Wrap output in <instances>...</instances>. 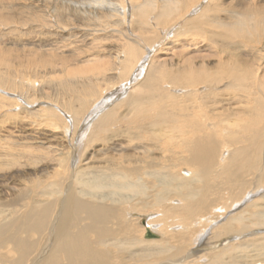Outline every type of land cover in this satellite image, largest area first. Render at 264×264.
Masks as SVG:
<instances>
[{
  "label": "rangeland",
  "instance_id": "1",
  "mask_svg": "<svg viewBox=\"0 0 264 264\" xmlns=\"http://www.w3.org/2000/svg\"><path fill=\"white\" fill-rule=\"evenodd\" d=\"M108 1L0 0V223L18 218L29 203L39 200L45 206L54 205L49 213L52 219L57 211V200L53 198L59 199L67 185L75 189L74 185L79 184V196H85L81 198L97 201V192L105 193L108 204L131 210L128 215L133 220L127 227L136 238H141L146 224L160 223L166 231L163 233L169 235L168 247L183 245L184 250L181 248L174 259L192 254L183 264L211 263L215 249L204 248L225 238L228 243L247 240L251 244L225 251L224 264H245L264 258V249L257 248L256 242L252 245L261 235L250 234L264 233V227L251 226L243 233L245 236L213 237L228 217L263 195L264 187L258 195L255 191L250 193L254 186L250 184L249 193L241 201L243 206L239 203L218 214L214 205L227 193L222 190L225 179L215 178L222 165L213 168L215 175L208 180L211 190L203 186V179L195 181L199 185L196 188L193 182L186 183L183 175L186 171L194 172L193 168L179 162L174 165L172 159L182 154L165 144L175 141L169 137L171 134L178 135L168 132L169 126L186 124V128H192L188 115H196L192 118L195 123L202 118L205 125H210L208 130L212 126L211 133L215 127L212 134H219L214 138L224 146L218 144L219 156L222 150H232L233 147L225 149L224 138L232 136L230 131L245 126L243 121L249 115L256 116H251L255 127L264 131V0ZM117 4L125 8V14L115 11ZM236 13L247 18L244 28L234 24ZM131 47L135 54H129ZM139 64L142 67L135 72L139 77L134 78L132 71ZM148 78L155 82H148ZM130 80L135 85L127 88ZM126 88L130 95L124 98ZM111 92H116L108 100L112 104L102 108L110 110L109 121L100 129L89 127L97 117L96 113L87 114L94 108L100 112L97 103ZM145 115H155L163 123L164 135L156 144L138 138L148 135L142 122ZM141 144L147 146L148 153L134 148ZM134 167L150 174L155 170L160 173L138 180L119 179L117 172H129ZM88 171L83 178L82 173ZM254 176L245 174L247 180ZM82 178L86 184L83 180L78 183ZM92 180H97L102 188H96ZM87 181L92 184L87 185ZM169 182L173 186L167 192L169 201L160 199L157 203L164 196L159 195L158 189ZM126 183H130L129 187H125ZM180 183L183 187L191 185L198 200L201 195L211 202L205 210L207 214L188 221L201 219L200 226L192 223L190 229H182V221L173 216L176 221L166 223L168 215L164 217L163 210L170 203L181 209L180 196L172 193H176ZM217 193L224 196L217 200ZM10 213L13 214L9 217ZM215 214L220 217L216 219ZM211 219L218 224L214 229ZM110 223L111 229L117 228ZM165 223L170 227L165 228ZM200 234L203 246L196 244ZM41 236L34 234L32 239L36 242ZM90 237L93 239L95 234ZM49 244L47 239L45 246ZM130 247V251L137 248ZM230 254L235 259L231 256L230 260Z\"/></svg>",
  "mask_w": 264,
  "mask_h": 264
},
{
  "label": "bare ground",
  "instance_id": "2",
  "mask_svg": "<svg viewBox=\"0 0 264 264\" xmlns=\"http://www.w3.org/2000/svg\"><path fill=\"white\" fill-rule=\"evenodd\" d=\"M101 2L105 3V2H110V1L101 0ZM118 4L117 6H115V11L122 12L123 14H125V8L120 6L121 4L120 5ZM201 6L202 4L199 7L198 5H196V7L198 8H200ZM140 8L142 7L140 6ZM234 17L236 18V21L234 22V24L237 25V27L244 28L245 25L247 24V18L242 13H236ZM194 33H196V31ZM134 50L135 49L131 47V49H129V54L130 55L135 54ZM135 65H134V68H135ZM141 67H142L141 64H139L138 67L136 66V69L133 70L132 68L133 71L132 70L131 71L133 73L132 76H134V78L139 77V75L135 74V72L139 70ZM144 68L146 67L144 66ZM151 80L152 78L149 79V81L146 79V81L148 82H150ZM153 81L155 82V80ZM154 82H150V83H154ZM126 85H127L126 86L127 88L132 87V85H135L134 80H130V82ZM127 88L123 92L124 98H127L130 95V92L129 93L127 92ZM115 93H112V92L108 93L107 96H105V98L102 101H99L97 103L96 108H98V110L100 109V112H97V110L94 108L95 110L94 109L91 110L92 113L90 112L87 114V115H91L93 113L94 114L96 113L95 117H97V119H95L94 121L92 120L90 124L88 123L89 127L97 126L100 129L102 124L109 121L110 119L109 115H111L109 112L110 110L106 111L105 109L107 108L106 106H108L107 103L112 104L111 103L112 101L109 102L108 100L112 99ZM126 93H127V96L125 97ZM129 101L131 102V100ZM103 107H105V109H102ZM188 116L189 117L187 118H189L188 121L191 120L190 125L192 128L190 129H188L189 127L186 128L187 127L186 124L184 125L182 124V126H176V127H172V125L169 126L167 131L168 132L170 131L171 133L177 132L178 135L175 133L176 135L174 134L172 136L171 134L169 137H172L171 139H175V141H168L165 143L167 144V146H169V148L173 152L174 150H180L177 153L182 154L180 155L179 158L172 159L174 165L176 162H179V163L187 165L188 167L193 168L192 171L194 170V172H191V171L184 172L183 174L185 176V177L183 176L184 181H187L186 183L193 182L197 188L199 185L197 186L196 185L197 182L195 183V181H199L203 179L204 181L203 186L206 185V187L211 190V185L210 183H208L209 182L208 180L213 178L212 177L214 174L213 168L217 165L219 166L222 165L220 168H217L219 172H217L216 175L215 174L214 175H215V178L222 176L225 179L223 180V183H222L223 185L222 190H225V191L227 190L226 191L227 193H226V197H224L225 199L224 198L221 199L220 202L214 205V211H216L217 213L218 212L225 213L228 210L227 208L230 209L233 207H237L239 203L241 204V201L245 199L246 195L249 193L248 188L250 187V184L252 185L254 184V186L252 187L253 190L250 193L255 191L258 195H260L259 191L260 189L264 187V131H261L258 127H255L256 126L254 124L255 120H253L252 118L254 116L249 115L248 116L249 118L247 117L248 119H244L246 120V121H243V125L245 124V126L240 127L241 132L240 130L239 131L237 130L236 132L230 131L232 136H229V138L227 137L224 138L225 139L224 144L227 145L225 146V149L226 147L228 149L229 147L230 148L233 147V148L232 150L229 149L230 151L227 149L222 150L223 152L220 153L221 154L220 156L217 155V149L220 144L218 143V140L215 139L217 138V136H219V134L217 136H214L212 134L215 127L213 128L212 133H211L210 129L212 126L208 130L207 125L208 126L210 125L209 124L205 125V123L203 122L204 120H202V118L199 119L198 123H195L193 122L192 118L196 117V115H188ZM142 118H143L142 122L145 123V124L143 123L142 124L146 126V129L145 128L144 129L145 131L147 130L148 135H143L138 138L140 139L142 138V140H146L147 142L149 141L154 142L156 144V142L159 141V138H161L160 135L162 136L164 135L165 129L162 128L163 127L162 121L160 120V118L155 117V115H145ZM206 119H208V117H206ZM161 131L163 132V134L161 133ZM152 135H154L155 138H152ZM261 135L263 136V141H261L262 140ZM220 137H223V136L221 135ZM221 145L222 147H224L223 144ZM134 148L135 149L142 148L144 153H148V148L146 145L141 144L140 147L135 146ZM220 149H223V148H220ZM80 170L82 171V169H79V171ZM84 173H82L83 175L80 174L79 172L77 174L82 175L84 176L83 178H85L87 174H89V171L84 172ZM159 173H160L159 170H155L153 171V173H151L152 174L151 175L149 171L141 170L138 167L129 169V172H117V174H120L121 176L119 179H121L122 177L124 178L125 177L126 178L135 177L136 180L143 179L144 176L156 177V175ZM246 173L253 174V176L255 174L256 175L253 177V179L252 178L250 179V177H248L250 180H247L245 177ZM73 176H75V174H73ZM83 178L78 179L77 180L78 183L80 180H83ZM87 178H89V176ZM90 181H87L88 182L87 185H89ZM85 182L86 181H84V183ZM92 183H94V181ZM94 184H96L94 185L96 186V188H100V187L102 188L100 183H99L100 186L97 184V180H96V183ZM126 184L128 185H126L125 187H129L130 183H126ZM166 184L167 185H164V186L161 185L162 187L158 189L159 195H164V196H161L159 199H157L156 201L157 203L160 201V199L162 200L167 199L166 196H168V193L171 192L170 191L171 187L173 188V186L171 185L172 183L170 184L169 182ZM181 184L182 183L178 184L176 188V193L174 191L172 192L173 194L178 195V197L180 196L181 207L180 206L178 207H180L181 209L178 210L177 206L172 205L170 203L169 205L171 207L168 206L165 210H163V213H165L163 216L165 217V215L166 216L168 215V217H170V218L166 217L167 218L166 223L170 222V220L173 221L174 219H176V220H179L180 222L182 221L181 223V227H183L182 229H190L192 223H193L192 226L193 225L200 226L199 222H201L200 221L201 219H196L194 220V222L191 220L189 223L188 221L194 216L196 217L197 215H199L200 217V215L207 214L205 213L206 212L205 210L208 208L207 206H209V203L211 202L207 199V197H203L201 195L198 200L194 196V189H191V185L183 187L181 186ZM83 186L85 187V185ZM74 187L77 190L76 185H74ZM213 188L214 187H212V193L214 191ZM75 189L72 187V185H67L61 191L62 196L60 195L59 199L53 198L54 200L55 199L57 200L55 203V206H57V209H56L57 211L56 210H55L56 212L54 211L55 214L54 216H52L53 217L52 219H50L51 217L49 218V215H50L49 213L51 212V209H52L51 206H54V205L47 204V206H45L43 201L39 200V202H35L33 204L29 203L25 207L27 208L25 209V211L23 210L24 209L23 208L22 210L24 211V213L21 212L22 213L21 214L18 212L19 215L21 214L18 218H12L8 220L6 219L7 221L0 223V264H183V262H186V259L192 255V254H186L182 257L180 256V258L178 259H174L176 254L181 252V248H182L181 246L183 245H179L180 247L179 246L178 247L177 246L168 247L167 243L169 239H167V237L169 235H167L166 237V234L163 233L166 231H164V229L161 227L162 225H160V223L158 222L156 223L150 222L146 224L142 228L141 235L139 234L141 238L134 237L133 235L129 233L131 232L130 227L129 226L127 227V225H129L128 222L133 220L129 218V215H128V213L131 210L128 211V209H120L117 206L113 205V203L108 204L109 202H105L107 200L105 193L97 192L99 194L97 195L95 194L97 197L94 195L95 196L94 200H97V199L98 200L93 201V199H90L92 201H89V200L83 199L85 197L83 196V194H81L83 198L80 197L81 195L79 196L80 189L77 191ZM89 191L91 190L89 189ZM246 191L247 193L245 194ZM218 194L219 193L216 194L217 200L220 199L219 198L220 195H223V194H219V195ZM54 195L57 196V194H54ZM37 199H40V198H37ZM48 201H46V203L50 202ZM206 201H207V204H206ZM175 207L180 213V215L177 212V210L176 211L174 210ZM175 212H177V215L175 214ZM13 213H10V215L8 214L9 217ZM16 213L14 214L16 215ZM218 214H215L217 216L216 219L220 217V215ZM172 216L174 219L172 218ZM214 219H211V224L213 225L212 226L213 229L218 225V224L212 223L214 222ZM176 220H174V222ZM112 221H115V224L117 225L116 229H111L108 226V223ZM166 223L163 226H165V228H169L170 225ZM251 226L258 227V228L264 227V193L263 195L261 194L258 199L252 201L250 204H244V206L241 207L239 211L235 212L233 215L228 217L227 221L224 224L222 223V225L216 229L217 233L214 232L215 234H213V237L214 238H219L221 236L228 237L229 235H232V234L242 235ZM258 232L257 233L250 232V234H254L256 235V237L257 235H261L258 238H256L254 242H252V245H254L255 242L258 243L256 244V246H258L257 248L261 250V249H264V233H258ZM91 233L95 234V237L93 239H91L92 237H90ZM34 234H37V236L42 235L41 240L36 239V242H34L33 241L34 239H32ZM201 235L203 234L199 235V237L197 238V242H196V244H198L199 246H203V243H204V238ZM173 238L174 237L172 236V239ZM47 239L50 240V244L45 246ZM173 241L174 240H172V242ZM246 241L247 240L241 241V242L237 241L235 243L234 242L228 243V239L225 238L221 240L220 242H216V243L213 242V243L207 244V246L204 249H207V250L215 249L213 250V252L215 251L213 254V258L215 260H212V262L209 264H224V259H225L224 255L226 254V252H230L232 250L238 249L239 247H242L243 245L248 246L249 244H251ZM221 244H223V246H220ZM173 245H176V244L173 243ZM126 246H128V248ZM130 246H132V248L136 246L137 248L130 251L131 249ZM247 249H249V247ZM259 249H256V250H259ZM2 250H5V251H2ZM231 256L233 257V255L231 254H230V257L228 256L230 260H232ZM222 257H224L223 260H222ZM233 259L235 258L233 257ZM245 264H264V258L262 259L255 258L253 262L251 263L246 262Z\"/></svg>",
  "mask_w": 264,
  "mask_h": 264
}]
</instances>
